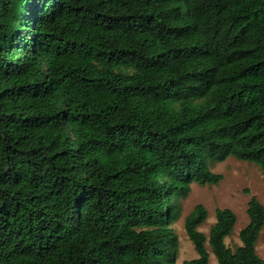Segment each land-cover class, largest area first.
<instances>
[{
	"label": "trees",
	"instance_id": "obj_1",
	"mask_svg": "<svg viewBox=\"0 0 264 264\" xmlns=\"http://www.w3.org/2000/svg\"><path fill=\"white\" fill-rule=\"evenodd\" d=\"M264 179V0H0V264H172L208 162ZM196 205L208 264H264V205Z\"/></svg>",
	"mask_w": 264,
	"mask_h": 264
},
{
	"label": "rangeland",
	"instance_id": "obj_2",
	"mask_svg": "<svg viewBox=\"0 0 264 264\" xmlns=\"http://www.w3.org/2000/svg\"><path fill=\"white\" fill-rule=\"evenodd\" d=\"M208 164L211 172L222 175V180L217 185L201 186L194 183L191 185L190 193L178 199V219L172 225L178 238V246L172 264H183L184 260L197 257L194 246L184 230V218L196 205H203L207 212L205 221L198 227V231L202 232L206 239L210 227L215 222L217 208H227L235 214L236 223L233 231L224 239L232 251L241 246L239 232L249 221L246 209L250 198L254 196L264 205V179L257 164L232 156L221 162L210 160ZM205 245L209 253L208 264H218L208 241ZM255 250L257 255L264 259V226L259 233Z\"/></svg>",
	"mask_w": 264,
	"mask_h": 264
}]
</instances>
